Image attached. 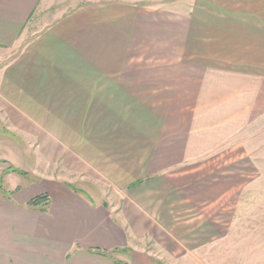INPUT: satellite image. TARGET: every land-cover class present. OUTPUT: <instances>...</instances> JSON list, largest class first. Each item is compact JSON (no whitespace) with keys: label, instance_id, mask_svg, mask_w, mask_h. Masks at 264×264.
I'll return each mask as SVG.
<instances>
[{"label":"crops","instance_id":"1","mask_svg":"<svg viewBox=\"0 0 264 264\" xmlns=\"http://www.w3.org/2000/svg\"><path fill=\"white\" fill-rule=\"evenodd\" d=\"M151 1L0 0V180L40 184L0 194V264H156L226 223L238 179L200 170L264 117V0Z\"/></svg>","mask_w":264,"mask_h":264},{"label":"rangeland","instance_id":"2","mask_svg":"<svg viewBox=\"0 0 264 264\" xmlns=\"http://www.w3.org/2000/svg\"><path fill=\"white\" fill-rule=\"evenodd\" d=\"M189 1L153 0L150 3L182 9ZM181 2L185 6H181ZM15 53L16 51L0 52V58L8 61ZM250 124L251 122L244 128L243 135L238 136V141L243 138V152L239 147H234L236 138L232 136L227 142V151L222 152L221 158L213 159L212 163H207L200 170L206 174L209 172L213 177L221 175L222 180L224 177L238 179L237 183H226L225 189L228 192H237L232 195L227 193L228 198L222 200L228 208L222 216L226 223L216 232L211 245L201 246L189 256L179 257L168 253L165 255V250L161 249L164 255L156 260V264H264V117ZM231 144L233 145L230 146ZM10 158L16 162L12 156ZM24 161L27 162L26 159ZM38 183L31 175L13 172L6 181L0 180V194L20 185L22 194L26 196L39 189ZM84 185L94 190L89 184ZM47 206L48 204L45 206L46 211ZM111 235L107 232L100 235L99 239L106 242ZM109 254L113 255V252Z\"/></svg>","mask_w":264,"mask_h":264},{"label":"trees","instance_id":"3","mask_svg":"<svg viewBox=\"0 0 264 264\" xmlns=\"http://www.w3.org/2000/svg\"><path fill=\"white\" fill-rule=\"evenodd\" d=\"M9 169L15 170V171H17V172H19L21 174L26 175L25 172H23L21 170H18L16 168H9ZM48 201H49L48 195H46V194H39V195L33 197L32 199H30L28 201V204L31 205V206H33V207H39V209H41V210L44 211L45 210V206L48 204ZM94 251L96 253L100 254V255H104V256H107L108 255V252L105 251V250L96 249ZM115 264H120V263L115 262Z\"/></svg>","mask_w":264,"mask_h":264}]
</instances>
